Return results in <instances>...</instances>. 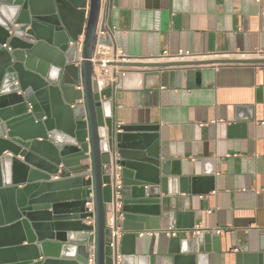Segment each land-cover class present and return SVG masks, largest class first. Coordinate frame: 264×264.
Masks as SVG:
<instances>
[{"label": "water", "instance_id": "1", "mask_svg": "<svg viewBox=\"0 0 264 264\" xmlns=\"http://www.w3.org/2000/svg\"><path fill=\"white\" fill-rule=\"evenodd\" d=\"M86 6L87 0H0V264H87L92 243L95 264H112L105 204L115 192L116 166L121 264L135 255L125 248L136 238L124 232L126 222L164 234L168 228H191L193 222L180 223L192 212L183 210L181 199L173 201L170 187L192 195L212 189L208 177L184 175L180 160L161 158L156 125H116L114 83L96 91L91 61L96 43L114 50L115 45L99 21L101 0H89L85 19ZM106 25L111 28L109 19ZM98 29L105 34L96 39ZM113 64L190 63L127 58ZM84 160L89 162L81 164ZM91 193L94 214L85 206ZM92 215L94 225L88 222ZM167 237L173 264L202 260L216 242L213 233L201 232L189 251L188 242H181L184 231ZM156 258L148 255L151 264Z\"/></svg>", "mask_w": 264, "mask_h": 264}, {"label": "crops", "instance_id": "2", "mask_svg": "<svg viewBox=\"0 0 264 264\" xmlns=\"http://www.w3.org/2000/svg\"><path fill=\"white\" fill-rule=\"evenodd\" d=\"M88 9L89 0L85 19ZM108 19L125 60L190 63L121 67L113 88L116 125H156L161 158L210 179L207 194L170 187L193 214L181 226H193L168 229L185 232L189 251L196 236L186 231L213 233L212 250L193 264H264V62H244L264 61V0H110ZM140 226L125 223L136 238L126 242L135 255L124 264H151L148 255L173 264L164 231L139 236Z\"/></svg>", "mask_w": 264, "mask_h": 264}, {"label": "built area", "instance_id": "3", "mask_svg": "<svg viewBox=\"0 0 264 264\" xmlns=\"http://www.w3.org/2000/svg\"><path fill=\"white\" fill-rule=\"evenodd\" d=\"M110 8V1L109 0H101V9H100V16L99 21L103 22L106 27V32L111 37L112 33V26L108 28L106 25L108 19V11ZM105 33L104 31L98 29L96 34V39L100 36H103ZM3 47H6L3 44ZM187 52H180V56L187 55ZM120 60H125L124 56L117 50H114L113 47L108 45H102L96 43L94 46L93 55L91 58L93 64V73L92 79L94 83V88L96 91H100L102 88L110 86L114 83L116 74L121 72V67L114 65L113 62H117ZM106 83H110L109 85H105ZM120 169L119 166H116V173H115V181L111 182L112 190L114 189L115 192L113 193L112 199L105 204V227L109 230V241L107 242L108 247L111 250V259L112 264H121V253L119 250L120 246V239L123 234L120 222L123 219V213L121 211V201H120V193L119 189L121 187L120 182V175L118 170ZM55 178H57L55 176ZM85 206L87 207L88 212L94 214V204H93V195L90 194L89 198L85 202ZM89 223L94 225V216L89 218ZM221 229H215V233L220 234ZM190 235L197 236L202 231L199 229L189 230L186 231ZM148 230L139 231L138 235L143 236L145 234H150ZM166 235L176 236L179 232L168 229L165 231ZM91 252L89 253L87 264H95V248L94 244L90 245Z\"/></svg>", "mask_w": 264, "mask_h": 264}]
</instances>
